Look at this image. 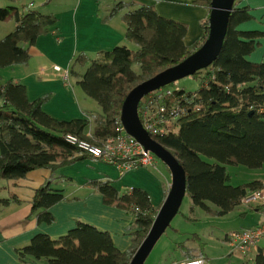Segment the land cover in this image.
<instances>
[{"label": "trees", "instance_id": "trees-1", "mask_svg": "<svg viewBox=\"0 0 264 264\" xmlns=\"http://www.w3.org/2000/svg\"><path fill=\"white\" fill-rule=\"evenodd\" d=\"M238 2L235 0L219 56L211 66L193 75L205 73L201 88L194 93L174 91L173 98L185 113L167 125L165 133L156 139L182 165L192 208L217 217L229 214L241 205L243 198L264 188L258 181L231 186L226 170L227 166L259 169L264 165V62L247 60L257 46L256 40L264 37V33L236 30L252 18L248 8L237 7ZM196 4L210 9V0ZM122 11H126L122 16L125 42L133 48L118 46L98 53L94 59L79 56L76 60L88 63L79 77V87L101 108V119L91 138L87 137L89 119L57 121L42 112L49 96L29 102L21 85L9 80L0 86V180L22 179L38 169L55 172L88 158L65 137L71 135L98 143L113 136L115 121L129 91L183 61L207 37L208 18L202 24L200 39L185 46L186 26L160 17L153 6L119 2L110 15ZM9 20L15 22V29L0 39V69L27 64L29 48L56 22L52 15L35 10L20 14L16 7L0 8V22ZM134 66L138 72L133 71ZM183 95L187 102L182 100ZM90 185L106 206L119 208L133 218L139 230L135 238L146 236L157 212L144 191L133 189L120 195L109 181H93ZM62 200V191L52 190L50 182H46L35 191L27 218L35 217L38 223L50 224L53 218L49 210ZM12 202L18 203L15 196L0 197V207ZM133 248L120 252L108 233L78 223L57 239L36 234L16 253L21 263L34 259L48 264H129L135 253ZM186 250L183 247L188 260L202 256V252L195 256ZM253 264H264V249L257 251Z\"/></svg>", "mask_w": 264, "mask_h": 264}, {"label": "crops", "instance_id": "crops-1", "mask_svg": "<svg viewBox=\"0 0 264 264\" xmlns=\"http://www.w3.org/2000/svg\"><path fill=\"white\" fill-rule=\"evenodd\" d=\"M131 1L153 6L160 17L184 24L187 28L183 39L185 46H191L200 39L202 24L209 15L208 9L196 4L207 0H47L40 4L38 12L52 15L56 19L55 24L29 48L27 64L0 70V86L9 80L21 85L29 102L49 96L41 110L57 121H91L92 115H101L99 105L89 101L78 85L79 77L85 72L88 63H77L76 60L79 56L91 60L98 53L111 51L118 46L133 48L125 42L126 25L122 16L126 11L110 15L117 3ZM237 7L248 8L252 17L237 26V31L264 33V0H239ZM256 43V48L247 60L263 63L264 37L258 38ZM230 167L234 166L226 167L228 176ZM157 170L156 166L154 169L137 168L122 173L114 166L88 157L55 172L38 169L22 179L0 180V197L15 196L18 201L0 207V264H48L45 260L34 259L21 263L16 250L26 246L36 234L57 239L78 223L108 233L118 251L129 250L139 231L133 224V218L119 208L106 206L90 182L109 181L120 195L133 189L142 190L157 212L167 195V186L155 173ZM250 177L243 184L258 181L264 187V165L254 169ZM46 182H50L52 190L62 191L64 196V200L50 208L49 213L53 218L50 224L38 223L35 217L27 218L35 191ZM260 207L240 205L229 213L238 214L240 220H245L242 223H247L244 227L226 230L223 237L224 244L234 251L232 257L238 258L241 264H253L257 251L264 249V239L249 253L242 254L233 248L229 235L263 224L264 207ZM187 249L192 255L202 252L206 263L212 264L207 253L195 248ZM185 257H182L181 262L188 260Z\"/></svg>", "mask_w": 264, "mask_h": 264}, {"label": "water", "instance_id": "water-1", "mask_svg": "<svg viewBox=\"0 0 264 264\" xmlns=\"http://www.w3.org/2000/svg\"><path fill=\"white\" fill-rule=\"evenodd\" d=\"M234 3L235 0H210L208 33L202 45L180 63L137 84L129 91L122 103L119 118L126 133L135 138L145 151L151 152L158 158L171 175L169 191L129 264H144L158 240L178 214L186 195V174L182 165L171 152L146 133L138 114L139 103L151 92L191 77L215 62L223 47Z\"/></svg>", "mask_w": 264, "mask_h": 264}, {"label": "rangeland", "instance_id": "rangeland-1", "mask_svg": "<svg viewBox=\"0 0 264 264\" xmlns=\"http://www.w3.org/2000/svg\"><path fill=\"white\" fill-rule=\"evenodd\" d=\"M46 1L47 0H0V8L7 6L16 7L19 13L23 14L27 10L31 9L38 11V8H41L40 4ZM14 29L15 22L13 20L0 22V39L13 32ZM133 71L138 72V68L134 66ZM204 75L205 73L201 72L200 75L186 77L177 81L175 85H168V87H176L187 93H194L201 88L204 82L202 80ZM89 101L93 104L96 103L92 99ZM91 117L92 125L90 124L87 129V137L89 138L93 136L94 128L100 121L101 115H92ZM203 160L209 163L213 162L212 160L206 158H203ZM155 161L158 169L155 173H157L165 186H167L166 190L168 192L171 184L170 172L158 158L155 157ZM253 171L254 169H248L240 165L232 168L230 167L228 170L229 184L236 186L247 182V180H250V174L253 173ZM209 206L214 208L213 205L209 204ZM242 206L248 207L249 205ZM242 221L245 220H240L238 214H229L225 217H217L213 214H208L200 208H192L190 197L185 195L178 214L173 218L165 233L158 240L144 264H178L182 261V257L186 256L183 252V247H185V249L195 248L197 250H202L208 254L212 264H241V261H239L238 258L235 256L232 257L231 253L234 251L230 250L229 246H227L228 244H224L223 237L226 230L244 227L247 223H242ZM135 239L133 249L136 251L141 244H139L141 236L137 235ZM143 239L141 240L143 241ZM188 252L191 253L190 250H188ZM198 255V253L195 254V256Z\"/></svg>", "mask_w": 264, "mask_h": 264}, {"label": "built area", "instance_id": "built-area-1", "mask_svg": "<svg viewBox=\"0 0 264 264\" xmlns=\"http://www.w3.org/2000/svg\"><path fill=\"white\" fill-rule=\"evenodd\" d=\"M176 90H178L176 87L160 88L142 98L139 103L138 110L142 127L155 141L165 133L167 125L175 123L185 113V109L179 105V101L173 98ZM181 98L185 102L188 101L185 95ZM65 140L87 156L114 166L122 173L137 168L154 169L157 166L155 156L151 152L145 151L135 138L126 133L120 118L115 121V134L103 141L94 143L71 135L66 136ZM241 205L263 206L264 189L243 198ZM229 237L232 240L233 248L242 254L249 253L259 241L264 239V223L251 229L231 233ZM179 264L207 263L204 257L199 256Z\"/></svg>", "mask_w": 264, "mask_h": 264}]
</instances>
